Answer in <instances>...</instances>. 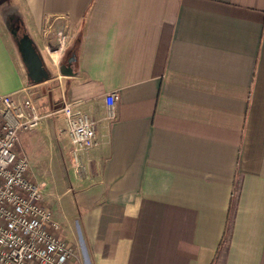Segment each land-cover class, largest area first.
Returning <instances> with one entry per match:
<instances>
[{
    "label": "crops",
    "instance_id": "obj_1",
    "mask_svg": "<svg viewBox=\"0 0 264 264\" xmlns=\"http://www.w3.org/2000/svg\"><path fill=\"white\" fill-rule=\"evenodd\" d=\"M0 94L42 116L18 149L77 264H264V0H0Z\"/></svg>",
    "mask_w": 264,
    "mask_h": 264
},
{
    "label": "built area",
    "instance_id": "obj_2",
    "mask_svg": "<svg viewBox=\"0 0 264 264\" xmlns=\"http://www.w3.org/2000/svg\"><path fill=\"white\" fill-rule=\"evenodd\" d=\"M118 99L117 91L107 93L108 119L115 117ZM0 111V264H77L74 244L58 234L61 225L30 176L28 157L18 149L20 132L37 127L42 116L33 103H18L12 94H0ZM60 112L80 172L83 155L96 145L97 121L79 101L63 100L52 114Z\"/></svg>",
    "mask_w": 264,
    "mask_h": 264
},
{
    "label": "rangeland",
    "instance_id": "obj_3",
    "mask_svg": "<svg viewBox=\"0 0 264 264\" xmlns=\"http://www.w3.org/2000/svg\"><path fill=\"white\" fill-rule=\"evenodd\" d=\"M2 112L0 111V127H1V125H2ZM41 170L42 171H44V170H46L47 172H49V174L51 173L50 171H49V168H44V167H41ZM37 183H38V181H36ZM46 183H47V185H46V187H47V190L46 191H48V192H50V191H54V194H53V196H52V198L53 199H51L53 202H55V201H57L59 198H58V196H60L63 192H64V190H65V186L64 185H60V186H58L57 188H55V186L56 185H54V184H52V182L50 181V178H47L46 179ZM40 184V183H39ZM55 188V189H54ZM46 198V197H45ZM48 201L49 200H47V198L45 199V202L46 203H48ZM50 202V201H49ZM51 204H53L54 205V203H52V202H50Z\"/></svg>",
    "mask_w": 264,
    "mask_h": 264
},
{
    "label": "water",
    "instance_id": "obj_4",
    "mask_svg": "<svg viewBox=\"0 0 264 264\" xmlns=\"http://www.w3.org/2000/svg\"><path fill=\"white\" fill-rule=\"evenodd\" d=\"M37 60H38V59H37ZM73 60H74V59L71 58L69 63H71ZM38 62H39V60H38ZM39 65H41L40 62H39ZM61 72H62L64 75H70V74H72V69H71L70 65H69V66H66V67L63 65V67L61 68Z\"/></svg>",
    "mask_w": 264,
    "mask_h": 264
}]
</instances>
